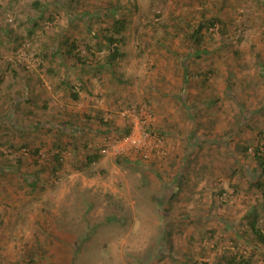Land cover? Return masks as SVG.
Instances as JSON below:
<instances>
[{
	"label": "rangeland",
	"instance_id": "1",
	"mask_svg": "<svg viewBox=\"0 0 264 264\" xmlns=\"http://www.w3.org/2000/svg\"><path fill=\"white\" fill-rule=\"evenodd\" d=\"M113 11L127 31L110 68L55 45L67 35L104 61L94 33ZM209 17L222 23L190 55ZM139 105L166 155L85 165ZM262 105L264 0H0V264H264L247 217L256 206L264 234V191L250 185Z\"/></svg>",
	"mask_w": 264,
	"mask_h": 264
},
{
	"label": "trees",
	"instance_id": "2",
	"mask_svg": "<svg viewBox=\"0 0 264 264\" xmlns=\"http://www.w3.org/2000/svg\"><path fill=\"white\" fill-rule=\"evenodd\" d=\"M75 0H68V4L71 5L72 2H74ZM36 6H37V1L33 2ZM115 11V10H114ZM112 12V14L114 15L115 18L112 19V21L110 23H107L106 25H104L101 28V33L100 36H97L96 33H94L95 38L97 39V41H95V43H97L98 47H101V44L103 46H106L107 48V56L104 58V61H101L99 59L94 60V65L91 66V64H88V60H86V58L84 56H82V54L77 51V44L75 42L74 39H70L69 36H65V39H60L61 36L56 37V42L55 45H64L65 48V52L67 55L73 56L76 60V62H79L81 64V66L85 65V66H89L90 69H93L94 67H97L98 70H100L99 68L102 67L104 62V65H107L108 68H110L112 66V63H114L115 61H117L118 59H121L122 57L125 56L124 52L120 51V46L124 45L125 43V33L127 31V22L126 20L119 15L118 17L115 15L117 13ZM102 15V17H101ZM103 16H107L109 17V14L107 12L105 13H100V17L101 19L103 18ZM121 16V17H120ZM216 23H222V21L217 18V17H209L207 19H205V21H198L197 24L192 28V31L188 34L187 38L188 41L190 43V55L193 54V52H195V50L198 49V46L201 45L202 43V39L204 37V33L203 30H208L210 27L214 26ZM32 26H37V23L32 22ZM221 29L226 33L225 29L223 27H221ZM55 38V37H54ZM13 42L16 43V47L18 45H20V40H21V36L15 35V37L13 38ZM12 42V41H11ZM48 47L47 44L44 45V48L46 49ZM86 51L89 52V54L91 53L92 56H95V53L92 52V48L88 45H86ZM197 48V49H194ZM58 52V55L60 54V52L58 51L59 48L55 49ZM48 51V49H47ZM55 55V54H53ZM195 55L198 57L200 56V52H195ZM91 62V61H90ZM185 62V61H184ZM96 64V66H95ZM260 64V61H259ZM184 66V64H183ZM187 67H184V69H186ZM110 70V69H109ZM49 71V70H48ZM183 73V72H182ZM185 73V72H184ZM230 87V85H227V89ZM71 90V96L74 99H77L78 97V91L75 90L73 87H70ZM261 110L264 111V105L261 106ZM88 119H90V117H87ZM130 131V128L127 127L123 130V132L121 133V135L124 134H128ZM119 134V136H121ZM56 148H63L60 147V143L57 142L56 143ZM90 147V145H89ZM102 148H96L95 151H92L94 153L92 154H87L88 156L86 157V162L85 165H90L93 162L97 161L98 159H100L102 152H101ZM244 150L247 149V147L243 148ZM253 157L254 160L257 164L258 167V172L255 175V179L252 180L250 182V185L255 187L256 189H261L264 191V142L260 143V139L258 138V143L256 146L253 147ZM56 160V164L57 166H59L60 163V159L61 157H59L57 154L54 157ZM123 158V156H122ZM56 167L53 168V170H55ZM52 170V171H53ZM31 184H35L34 180L30 182ZM257 207L253 206L250 210V212L247 214L248 217V222L250 224L251 227V231L253 232V234L255 235V237L260 240L262 242V244H264V234L260 231L259 228L255 227V219L257 217ZM31 260V259H30ZM32 262V260H31ZM228 264H237L236 258L235 257H231L230 259H228Z\"/></svg>",
	"mask_w": 264,
	"mask_h": 264
},
{
	"label": "built area",
	"instance_id": "3",
	"mask_svg": "<svg viewBox=\"0 0 264 264\" xmlns=\"http://www.w3.org/2000/svg\"><path fill=\"white\" fill-rule=\"evenodd\" d=\"M136 110L139 112V119L131 125L129 133L113 137L103 145L102 153L111 152L116 156H128L142 161H156L166 155L163 137L151 127L155 117L143 105H139ZM134 111L131 112L132 117Z\"/></svg>",
	"mask_w": 264,
	"mask_h": 264
},
{
	"label": "crops",
	"instance_id": "4",
	"mask_svg": "<svg viewBox=\"0 0 264 264\" xmlns=\"http://www.w3.org/2000/svg\"><path fill=\"white\" fill-rule=\"evenodd\" d=\"M93 147V146H92Z\"/></svg>",
	"mask_w": 264,
	"mask_h": 264
}]
</instances>
